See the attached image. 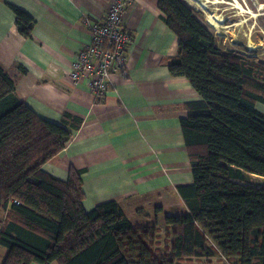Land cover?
Returning <instances> with one entry per match:
<instances>
[{
    "label": "trees",
    "instance_id": "1",
    "mask_svg": "<svg viewBox=\"0 0 264 264\" xmlns=\"http://www.w3.org/2000/svg\"><path fill=\"white\" fill-rule=\"evenodd\" d=\"M9 6L21 35L31 38L35 19ZM157 6L179 39L170 73L201 97L181 119L193 174L192 184L176 188L186 211L166 214L165 237L158 216L136 226L117 201L87 211L81 171L71 168L62 181L43 170L68 147L72 130L28 106L0 64V264H210L215 254L264 264V112L257 108L264 64L221 48L183 0ZM62 120L74 130L83 124L70 114Z\"/></svg>",
    "mask_w": 264,
    "mask_h": 264
},
{
    "label": "crops",
    "instance_id": "2",
    "mask_svg": "<svg viewBox=\"0 0 264 264\" xmlns=\"http://www.w3.org/2000/svg\"><path fill=\"white\" fill-rule=\"evenodd\" d=\"M111 1L0 0V64L28 106L73 132L43 170L62 181L71 168L81 171L87 211L114 200L136 226L153 225V211L164 235L166 214L186 211L176 188L192 184L193 174L181 119L201 97L187 78L170 73L167 60L177 54L179 39L157 0L126 7L123 22L133 38L127 74H112L108 94L98 99L88 79L74 84L71 64L92 40L87 22L105 18ZM9 5L35 19L31 38L21 35ZM257 108L264 112L263 103ZM64 114L83 124L74 130L63 123Z\"/></svg>",
    "mask_w": 264,
    "mask_h": 264
},
{
    "label": "built area",
    "instance_id": "3",
    "mask_svg": "<svg viewBox=\"0 0 264 264\" xmlns=\"http://www.w3.org/2000/svg\"><path fill=\"white\" fill-rule=\"evenodd\" d=\"M134 0H112L105 18L87 22L92 40L81 48L73 60L68 75L74 84L88 79L93 94L104 98L113 83L115 73L127 74L131 31L124 25L126 7Z\"/></svg>",
    "mask_w": 264,
    "mask_h": 264
},
{
    "label": "rangeland",
    "instance_id": "4",
    "mask_svg": "<svg viewBox=\"0 0 264 264\" xmlns=\"http://www.w3.org/2000/svg\"><path fill=\"white\" fill-rule=\"evenodd\" d=\"M184 1V0H183ZM187 1V2H186ZM185 0L184 2L191 7L196 17L206 25L209 30L220 39L219 45L225 51L242 52L247 57L254 59L257 63L264 64V0H239L243 9L248 13L242 12L241 9H235L233 0ZM218 12L223 16L224 22L219 29H214L206 23V12ZM234 25V26H232ZM252 41L256 45H260L257 50H250L249 45ZM253 181L257 182V177H253ZM264 179V178H263ZM183 201V199H182ZM181 206H185V203H181ZM179 213V211H178ZM2 212L0 211V219L2 218ZM151 218L153 223L155 221V215L152 211ZM155 224H157L155 222ZM161 228L162 227L159 225ZM165 237V234H164ZM161 237V240L164 239ZM6 250H2L0 247V262L4 256ZM182 263V262H181ZM236 262H229L219 254H215L211 259L210 264H235ZM182 264H208L206 258L196 259L195 261H183Z\"/></svg>",
    "mask_w": 264,
    "mask_h": 264
},
{
    "label": "bare ground",
    "instance_id": "5",
    "mask_svg": "<svg viewBox=\"0 0 264 264\" xmlns=\"http://www.w3.org/2000/svg\"><path fill=\"white\" fill-rule=\"evenodd\" d=\"M185 1V0H184ZM195 1H201V0H195ZM219 1V0H218ZM218 1H215V3H218ZM187 2V1H186ZM234 5V8L236 9H241L242 12L248 13V10H244L242 5L240 4L239 0H233V3H231ZM205 18H206V23L208 25H210L211 27H213L214 29H219L221 27V25L224 22V18L222 15H220V13L214 11V12H206L205 13ZM234 26V25H232ZM260 45H256L254 44L252 41H250V45H249V49L250 50H257Z\"/></svg>",
    "mask_w": 264,
    "mask_h": 264
}]
</instances>
